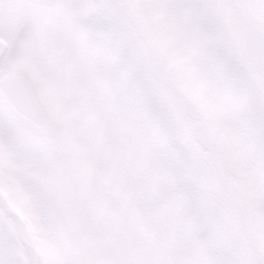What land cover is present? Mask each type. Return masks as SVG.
<instances>
[{
    "label": "snow or ice",
    "instance_id": "1",
    "mask_svg": "<svg viewBox=\"0 0 264 264\" xmlns=\"http://www.w3.org/2000/svg\"><path fill=\"white\" fill-rule=\"evenodd\" d=\"M0 264H264V0H0Z\"/></svg>",
    "mask_w": 264,
    "mask_h": 264
}]
</instances>
